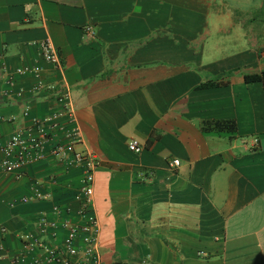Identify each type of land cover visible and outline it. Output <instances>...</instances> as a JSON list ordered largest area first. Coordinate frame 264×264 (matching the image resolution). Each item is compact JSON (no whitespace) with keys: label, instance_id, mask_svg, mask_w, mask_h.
Here are the masks:
<instances>
[{"label":"crops","instance_id":"1","mask_svg":"<svg viewBox=\"0 0 264 264\" xmlns=\"http://www.w3.org/2000/svg\"><path fill=\"white\" fill-rule=\"evenodd\" d=\"M22 67L39 69L42 89ZM262 69L264 0H0V146L66 90L77 148L99 160V264H264V87L243 78ZM214 120L235 128H204ZM20 173H0V264L54 205L80 222L79 168L46 152Z\"/></svg>","mask_w":264,"mask_h":264},{"label":"built area","instance_id":"2","mask_svg":"<svg viewBox=\"0 0 264 264\" xmlns=\"http://www.w3.org/2000/svg\"><path fill=\"white\" fill-rule=\"evenodd\" d=\"M83 32L89 37L95 36L91 25L84 26ZM36 45L46 62L55 68L61 65L59 54L51 40H41L36 42ZM17 73L31 74L35 78L34 90L43 88L44 84L38 68L22 67L17 69ZM55 99L59 103L58 109L44 117L33 118L31 128L15 131L7 142L0 146L2 155L0 173L14 174L16 178H19L24 164L43 159L46 152L66 167L79 168L81 171L80 187L75 193L79 207L75 213L80 218V222L73 223L68 219H61L63 209L54 205L51 209L53 218L40 219L38 234L28 233L23 236V249L12 258V263L99 264L96 248L99 223L92 211L94 174L99 166V160L91 152L77 148L81 141V131L76 124L69 92L62 90ZM257 141V138L251 140L252 144H256ZM127 146L129 150L136 153L142 149L136 139L129 140ZM178 163L179 160L173 161L174 165ZM58 228L66 230V235L60 245L44 239L48 230L51 231V236H54Z\"/></svg>","mask_w":264,"mask_h":264},{"label":"trees","instance_id":"3","mask_svg":"<svg viewBox=\"0 0 264 264\" xmlns=\"http://www.w3.org/2000/svg\"><path fill=\"white\" fill-rule=\"evenodd\" d=\"M243 78L246 83H252L255 81L261 82L264 87V69L259 72L244 74ZM204 128L233 130L235 128V123L231 120H214L206 122Z\"/></svg>","mask_w":264,"mask_h":264}]
</instances>
